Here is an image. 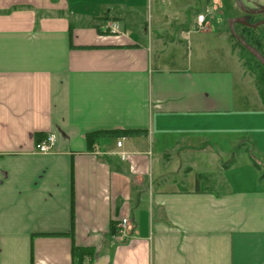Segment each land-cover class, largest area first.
<instances>
[{"label": "crops", "instance_id": "1", "mask_svg": "<svg viewBox=\"0 0 264 264\" xmlns=\"http://www.w3.org/2000/svg\"><path fill=\"white\" fill-rule=\"evenodd\" d=\"M155 1L144 26L146 0H0V264H74L73 247L83 264H264V188L212 172L250 105L242 60L209 15ZM110 130L146 133L91 151Z\"/></svg>", "mask_w": 264, "mask_h": 264}, {"label": "rangeland", "instance_id": "2", "mask_svg": "<svg viewBox=\"0 0 264 264\" xmlns=\"http://www.w3.org/2000/svg\"><path fill=\"white\" fill-rule=\"evenodd\" d=\"M181 1L193 7V10H190V15L192 12L196 11H202L204 14L209 15L213 21L214 29H221L222 33L227 36L228 42L242 60L244 69L243 91L245 97L250 101V105L238 110L239 113L235 115L234 118L228 120V123H231L233 127L237 128V132L235 134L228 133L226 135L227 138L225 136L227 140H222L223 145L224 142L226 143V158H222V166L224 167H214L212 168V172L216 174L220 168L224 170L226 167V173H223V175L230 181V186L236 190H250L253 189L254 186L264 188L259 176V180L257 179L259 172L262 179H264V109L263 107L261 108L263 103L261 102L258 92V86H260L258 64L255 63L253 56L238 44L237 40L231 38L232 33L229 27V20L240 16L242 12L238 9L236 0ZM244 1H246V3L249 2L251 5H256L258 2L264 3V0ZM146 4V8L141 10V13L137 15V22L144 26H146L150 16H155V14H157L158 9L156 6H160L155 0H153V2L152 0H146ZM177 10L180 9L174 8L171 12L175 13ZM260 18H264V16L253 17L251 21L255 22ZM235 31L237 33V27H235ZM251 39L252 42L255 43V47L261 50L264 55V27L259 28ZM242 97L244 98L243 95ZM234 137H237V141H233ZM216 138L218 139L219 137ZM217 143L220 144L219 139ZM214 144L215 142L211 145L216 149ZM202 167L206 166L201 165L200 168ZM215 170L216 172H214ZM214 174H212L213 177ZM223 175H220V177H223ZM204 183L205 186H214L213 182H210L212 185L209 183L207 184V182ZM219 189H222V187Z\"/></svg>", "mask_w": 264, "mask_h": 264}, {"label": "trees", "instance_id": "3", "mask_svg": "<svg viewBox=\"0 0 264 264\" xmlns=\"http://www.w3.org/2000/svg\"><path fill=\"white\" fill-rule=\"evenodd\" d=\"M231 38L237 40L233 35L231 36ZM243 39H245L250 45L255 47V45L251 44L247 38H243ZM237 42H238V44L241 45V47L243 49H245V47L238 40H237ZM254 61L256 64H258V66H257L259 69L258 70L259 71L258 76L260 77V82H259L260 86H258V92H259L260 99L264 105V67L255 58H254ZM139 133L143 134V133H146V131H140V130L96 131L94 133H90L87 135V142H88L90 150L92 151V150H94L95 144L98 143L101 139H104V138L120 139L123 137L135 136V135H138ZM199 187L200 186L198 183V188ZM198 192H199V189H198ZM113 226L115 227V229H113V227H112V232L115 235L117 227L115 226V224ZM73 229H74V211H72V231L71 232H73ZM70 235H71V233H70ZM87 256H89L88 251L79 249L78 247H73L74 264H83V261L85 260V258Z\"/></svg>", "mask_w": 264, "mask_h": 264}, {"label": "flooded vegetation", "instance_id": "4", "mask_svg": "<svg viewBox=\"0 0 264 264\" xmlns=\"http://www.w3.org/2000/svg\"><path fill=\"white\" fill-rule=\"evenodd\" d=\"M237 2V7L238 9L242 12V14L236 18H243L246 22V24L243 23H237L235 24L234 28L237 27L238 31L237 34L242 38H247L251 44L255 45L254 42H252V37L257 33V30L259 28L264 27V24L258 26V27H253V25L259 24L264 22V18H260L259 20L252 22L251 18L253 17H261L264 16V3L258 2L256 5H251L248 1L242 0V4L244 5V9L238 4ZM264 2V1H263ZM234 19V18H232ZM230 25V24H229ZM230 27V26H229ZM232 33V32H231ZM242 38V39H243ZM245 40V39H243ZM246 41V40H245ZM247 42V41H246ZM248 43V42H247ZM249 44V43H248ZM252 46V45H251ZM256 48V47H254ZM246 49V48H245ZM257 49V48H256ZM247 50V49H246ZM262 55V51L258 50ZM249 52V51H248ZM250 53V52H249ZM251 54V53H250ZM264 56V55H263ZM259 62V61H258ZM260 63V62H259ZM261 64V63H260ZM262 65V64H261ZM263 66V65H262ZM264 67V66H263Z\"/></svg>", "mask_w": 264, "mask_h": 264}, {"label": "built area", "instance_id": "5", "mask_svg": "<svg viewBox=\"0 0 264 264\" xmlns=\"http://www.w3.org/2000/svg\"><path fill=\"white\" fill-rule=\"evenodd\" d=\"M207 21V15L206 14H199L197 17V24L202 29L205 28V24ZM109 27L112 29L116 28V24H112ZM56 136L54 134L46 135L45 138L41 141H38L35 145V153L41 154V155H47L55 151V145H56ZM124 139H121L118 141V147H122ZM121 159L126 160V153H120ZM130 221L129 219H122L121 222L117 226V234L122 239L128 235V227H129Z\"/></svg>", "mask_w": 264, "mask_h": 264}, {"label": "water", "instance_id": "6", "mask_svg": "<svg viewBox=\"0 0 264 264\" xmlns=\"http://www.w3.org/2000/svg\"><path fill=\"white\" fill-rule=\"evenodd\" d=\"M238 4L244 9V5L242 4V0H237ZM237 23H243L246 24L245 20L243 18H234L229 20L230 29L232 32V35L251 53V55L259 61L264 66V56L258 51V49L254 48L250 44H248L245 40H243L235 31V24ZM264 24V22L253 25V27H258L260 25Z\"/></svg>", "mask_w": 264, "mask_h": 264}]
</instances>
